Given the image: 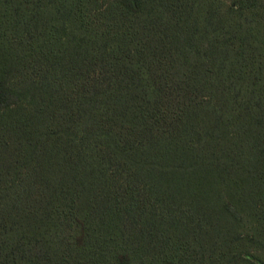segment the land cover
I'll list each match as a JSON object with an SVG mask.
<instances>
[{"label":"trees","instance_id":"trees-1","mask_svg":"<svg viewBox=\"0 0 264 264\" xmlns=\"http://www.w3.org/2000/svg\"><path fill=\"white\" fill-rule=\"evenodd\" d=\"M261 3L0 0V264L264 250Z\"/></svg>","mask_w":264,"mask_h":264},{"label":"rangeland","instance_id":"rangeland-1","mask_svg":"<svg viewBox=\"0 0 264 264\" xmlns=\"http://www.w3.org/2000/svg\"><path fill=\"white\" fill-rule=\"evenodd\" d=\"M261 7L264 6V0H261ZM248 263L247 264H264V250L254 252L252 251L250 255L245 256Z\"/></svg>","mask_w":264,"mask_h":264}]
</instances>
